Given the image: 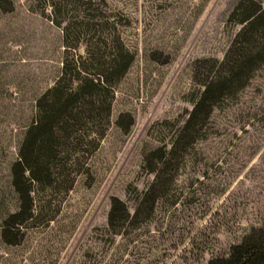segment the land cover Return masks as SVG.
<instances>
[{"label":"rangeland","instance_id":"1","mask_svg":"<svg viewBox=\"0 0 264 264\" xmlns=\"http://www.w3.org/2000/svg\"><path fill=\"white\" fill-rule=\"evenodd\" d=\"M90 1L72 4L67 16L114 20L134 59L113 87L109 122L87 168L65 192L32 193L33 217L8 233L15 242L0 235V264H207L250 227H264V62L212 109L152 212L133 211L152 178L140 167L142 154L182 123L196 89L193 66L220 60L239 28L226 21L237 0ZM43 2L0 0V233L18 205L10 165L64 54ZM84 52L83 44L73 51ZM119 115L123 123L132 118L127 131ZM111 197L129 213L116 233L106 222Z\"/></svg>","mask_w":264,"mask_h":264},{"label":"trees","instance_id":"2","mask_svg":"<svg viewBox=\"0 0 264 264\" xmlns=\"http://www.w3.org/2000/svg\"><path fill=\"white\" fill-rule=\"evenodd\" d=\"M91 2H43L49 7V20L61 30L64 54L59 75L34 101L33 116L10 165L18 205L3 219L0 235L5 243L16 240L9 237L11 228L16 230L33 217V192L50 188L65 192L75 176L87 168L86 162L109 122L113 87L134 59L115 30L114 20L109 21L104 15L67 16L72 4L84 6ZM226 21L239 28L220 60L205 59L200 71L193 66L196 89L182 123L167 142L142 154L140 167L152 178L137 198L133 217L140 214V209L144 210L141 218L152 212L155 202L169 191L185 153L203 135L212 109L241 90L264 62V0H237ZM79 44L84 45L83 55L73 53ZM132 122L128 116L123 123L122 115L116 120L123 131ZM164 123L173 125L170 121ZM128 217L124 204L111 197L106 215L108 228L116 233ZM207 264H264V227H250L226 254L209 258Z\"/></svg>","mask_w":264,"mask_h":264}]
</instances>
